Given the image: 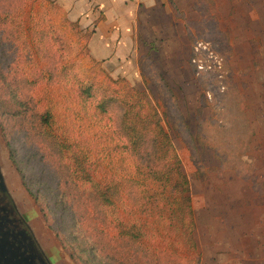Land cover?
I'll return each mask as SVG.
<instances>
[{
    "label": "rangeland",
    "instance_id": "rangeland-1",
    "mask_svg": "<svg viewBox=\"0 0 264 264\" xmlns=\"http://www.w3.org/2000/svg\"><path fill=\"white\" fill-rule=\"evenodd\" d=\"M25 16L31 22L33 46L42 55L32 65L39 77L29 79L28 89L35 81L42 105L52 101L57 115L53 128L59 123L67 129L78 116H91L92 107L83 109L85 94L81 96L80 89L95 86L91 123L95 147L101 150L102 144H108L104 139L107 127L111 125L116 133L113 122L105 117L102 89L117 82L142 93L138 99L148 104L144 113L151 115V107L155 108L190 181L202 264H264V38L258 41L259 52L252 53L251 41L243 34L232 29L224 33L215 23L201 24L190 39L186 35L180 41L179 52H168L163 37L169 36L172 21L163 24L161 14L143 20L151 19L152 25L150 21L147 25L153 30L167 27L166 33L157 36L154 30L156 42L150 45L149 32L142 30L138 49L117 59L92 54L91 35L97 27L92 18L71 23L62 9L45 0H32ZM160 48L168 54H160ZM0 55V173L4 185L50 262L75 264L25 186L24 175L31 189H42L28 162L33 154L30 146L17 133L22 119L19 108L30 106L25 83L18 75L23 64L12 65L10 72L15 53L3 46ZM59 64L60 84L55 82L52 88ZM112 116L120 118L119 109ZM86 126L82 125L83 131ZM115 133L111 135L113 147L122 148L126 144ZM42 203L46 206L44 198Z\"/></svg>",
    "mask_w": 264,
    "mask_h": 264
},
{
    "label": "trees",
    "instance_id": "trees-1",
    "mask_svg": "<svg viewBox=\"0 0 264 264\" xmlns=\"http://www.w3.org/2000/svg\"><path fill=\"white\" fill-rule=\"evenodd\" d=\"M31 2L0 0V49L7 46L15 53L10 72L12 65L23 64L18 75L30 106L19 108L17 133L30 146L28 162L42 189L34 191L25 175L23 179L63 249L75 264H202L190 181L155 108L151 115L144 113L148 104L138 99L142 93L117 82L102 89L105 117L116 133L107 127L108 144L101 150L95 147L91 123L95 86L80 89L81 96L85 94L83 109L92 107V115L78 116L67 129L59 123L53 128L57 115L52 101L42 105L37 82L28 89L29 79L39 77L32 65L42 57L33 46L31 22L25 16ZM60 69L59 64L52 88L60 84ZM118 109L121 117L114 120ZM113 133L126 145L113 147Z\"/></svg>",
    "mask_w": 264,
    "mask_h": 264
},
{
    "label": "crops",
    "instance_id": "crops-1",
    "mask_svg": "<svg viewBox=\"0 0 264 264\" xmlns=\"http://www.w3.org/2000/svg\"><path fill=\"white\" fill-rule=\"evenodd\" d=\"M62 9L71 23L85 22L92 18L95 33L91 35L92 54L96 56L114 55L123 59L134 48L138 49L140 32H149L146 40L156 42L155 33H166L167 27L160 30L148 28L143 18L157 17L163 24L170 21L169 36L163 37L167 51L179 49L180 41L190 39L196 25L219 24L222 32L232 29L235 33L251 41L252 53H258L257 46L264 38V0H45ZM158 24L159 20H153ZM144 24V25H143ZM152 25V22H151ZM182 25H187L185 28ZM185 28V32H184ZM210 29V28H209ZM254 29L255 31H253ZM170 40V42H169ZM257 40V41H256ZM184 49V47H183ZM258 51V52H257ZM162 48L159 53L167 55ZM103 63L104 61H96Z\"/></svg>",
    "mask_w": 264,
    "mask_h": 264
},
{
    "label": "flooded vegetation",
    "instance_id": "flooded-vegetation-1",
    "mask_svg": "<svg viewBox=\"0 0 264 264\" xmlns=\"http://www.w3.org/2000/svg\"><path fill=\"white\" fill-rule=\"evenodd\" d=\"M0 264H52L8 195L0 173Z\"/></svg>",
    "mask_w": 264,
    "mask_h": 264
},
{
    "label": "built area",
    "instance_id": "built-area-1",
    "mask_svg": "<svg viewBox=\"0 0 264 264\" xmlns=\"http://www.w3.org/2000/svg\"><path fill=\"white\" fill-rule=\"evenodd\" d=\"M198 49V48H197Z\"/></svg>",
    "mask_w": 264,
    "mask_h": 264
}]
</instances>
